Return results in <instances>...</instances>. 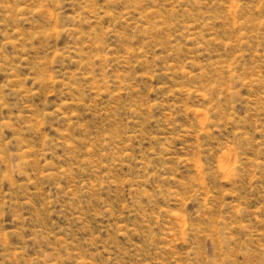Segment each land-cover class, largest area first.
I'll return each instance as SVG.
<instances>
[{
	"label": "rangeland",
	"instance_id": "rangeland-1",
	"mask_svg": "<svg viewBox=\"0 0 264 264\" xmlns=\"http://www.w3.org/2000/svg\"><path fill=\"white\" fill-rule=\"evenodd\" d=\"M0 264H264V0H0Z\"/></svg>",
	"mask_w": 264,
	"mask_h": 264
}]
</instances>
